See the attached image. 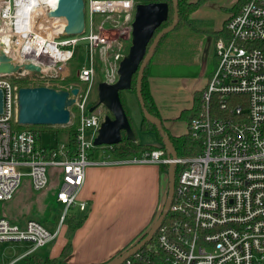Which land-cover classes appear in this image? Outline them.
Instances as JSON below:
<instances>
[{"label": "built area", "instance_id": "built-area-1", "mask_svg": "<svg viewBox=\"0 0 264 264\" xmlns=\"http://www.w3.org/2000/svg\"><path fill=\"white\" fill-rule=\"evenodd\" d=\"M139 3L88 0L84 34L69 37L65 35L66 19L49 16L57 9L58 0H54V6L41 8L40 13L35 10L41 4L33 0H0L1 40L8 39L0 43L12 63L20 66L16 74L0 75L4 93L0 204L15 198L25 177L35 192L47 191L50 180L56 179L57 202L65 207L60 227L71 218L72 210L87 211V203L79 198L87 169L111 164L92 157L97 148L103 149L94 145L104 121L98 111L101 105L90 108L91 93L98 85L97 65L105 68L101 82L115 84L125 58L121 35L111 39L105 20L132 23ZM96 16L104 18L100 24H96ZM225 31L215 43L216 67L202 93V111L188 126L201 150L193 156L174 158L166 148H158L120 162L176 166L170 210L176 221L170 227L163 224L158 231V245L164 253L160 264H264V0H248L226 21ZM83 42L85 62L80 66L79 80L67 83L70 63ZM116 48L118 53L112 61L103 59ZM27 64L39 67L41 72L25 70ZM14 78L43 83L41 87L57 83L69 92L79 89L69 125L78 121V127L64 142L45 147L42 132L17 127L21 86ZM50 169L58 170L55 176ZM57 236L58 232H50L37 220L19 224L0 218V245L31 246L9 264L45 248ZM140 258L137 254L136 259ZM125 263L134 264L131 260Z\"/></svg>", "mask_w": 264, "mask_h": 264}, {"label": "crops", "instance_id": "crops-1", "mask_svg": "<svg viewBox=\"0 0 264 264\" xmlns=\"http://www.w3.org/2000/svg\"><path fill=\"white\" fill-rule=\"evenodd\" d=\"M189 1L199 2V0ZM215 1L217 0L202 2L191 15L190 20L199 23L196 20L198 16L207 7L215 4ZM238 1L218 0L216 5L219 8L232 12L223 15L219 24L209 22V26L204 25L201 28L196 26V33L205 36L204 45L207 42L208 54L210 51L214 53L215 60L216 40L225 36L226 21L238 11L240 5ZM236 4L237 6L234 7ZM206 29L208 32L205 31ZM222 31L220 35L217 34ZM215 67L216 64L210 72H207L206 66L202 67V73L199 68V73L195 76L155 75L149 79L151 96L165 127L173 136L179 137L188 133L187 131L178 132L176 121L182 112L193 108L196 94L204 91ZM182 93L185 96L184 100ZM183 122L188 127V122L184 120ZM160 144L159 141L158 145ZM102 150L97 151L95 159L108 160L111 164L91 166L87 169L86 182L79 194L80 200L86 202L88 208L84 213L79 211L82 214L81 218L86 217L84 222L73 231L68 227V223L60 227L59 222L57 230L53 232H58L57 239L55 243L53 242L54 246L46 255L39 252L41 249L36 251L34 254L37 257L49 258L54 260L55 264L58 262L107 264L134 246L154 223L164 203L166 172L161 166L154 164H120L122 161L117 159L111 151V156L104 158L105 152L109 150ZM68 244L71 248L64 255Z\"/></svg>", "mask_w": 264, "mask_h": 264}, {"label": "water", "instance_id": "water-1", "mask_svg": "<svg viewBox=\"0 0 264 264\" xmlns=\"http://www.w3.org/2000/svg\"><path fill=\"white\" fill-rule=\"evenodd\" d=\"M134 21L132 23V45L127 57L120 63L119 79L115 84L101 82L98 85L99 104L106 106L112 117L103 121L96 138L95 147H113L121 143L123 134L128 140L136 142L132 124L122 102L121 94L133 89L134 77H137L136 94L144 119L154 124L163 138L167 152L178 157L176 149L166 134L162 122L153 117L146 108L143 96L145 71L152 61L162 39L173 32L179 23V3L173 1L174 18L170 26L157 31L169 20L170 6L162 0H138ZM146 1L148 3H142ZM84 0H58L57 9L51 11L52 18H64L67 21L65 35L81 36L86 30V13ZM157 33V34H156ZM24 69L40 73L41 69L27 64ZM20 70L4 52L0 53V75L11 76ZM79 89L71 92L50 87H24L18 92V125L24 127L47 126L67 127L71 123V109L76 104L75 97ZM4 110V93L0 90V114ZM94 111V109H92ZM176 166L168 170L167 198L158 220L147 231L146 235L133 247L116 257L110 264H124L136 253L146 247L156 236L170 213L175 196Z\"/></svg>", "mask_w": 264, "mask_h": 264}, {"label": "rangeland", "instance_id": "rangeland-1", "mask_svg": "<svg viewBox=\"0 0 264 264\" xmlns=\"http://www.w3.org/2000/svg\"><path fill=\"white\" fill-rule=\"evenodd\" d=\"M86 5L88 4V0H84ZM138 1V0H137ZM224 1V0H223ZM142 2V1H141ZM218 2L215 1V4L207 7L201 15L198 16L196 19L198 22L193 21L195 26L197 27H203L209 26L210 23H215L219 24L221 23V18L225 14H230L231 12L228 11L225 8H219L216 3ZM104 18L101 16H96L95 21L96 24H100ZM118 20V24L114 22L113 20L106 21V28L111 30V33L108 34V36L111 39H116L119 35H121V40L124 42V48L122 49L121 54L123 56L127 57L129 54V50L132 45V23H125L123 20ZM172 17L170 18L169 22L167 25L170 26L172 23ZM205 24H201L204 23ZM88 23V17H87V8H86V24ZM117 24V25H116ZM116 25V26H115ZM166 25V26H167ZM109 26V27H108ZM120 32H122L120 34ZM189 34H192L194 36L193 38H190L188 41L180 43V45H176L175 41V36L174 38L169 39L168 42H166L162 48L159 50L157 55L153 57L152 61L148 65V73L146 76V79L149 80L152 76L155 75H174V76H195L198 75L199 73V68L201 73H202V67L206 66L207 72H210L215 64L216 60L214 57V53L211 51L208 54L207 51V42L204 41L206 38L203 36L201 33H191L189 31ZM169 35V34H168ZM69 37H66V39ZM210 39H212L210 37ZM201 41V42H200ZM85 42L82 43V53H81V59L79 60V65L78 62L72 64L70 63L69 67V79H76L77 77V68L76 66H83L85 62ZM172 43L174 46H172ZM119 48V46H118ZM115 51H110L107 56H104L103 59H109L110 61L113 60L114 56L118 53L117 48L114 49ZM210 50V49H209ZM99 57L102 60V55L99 54ZM77 60H75L76 62ZM72 64V65H71ZM103 65V64H102ZM105 67V66H104ZM105 69V68H104ZM103 67L97 65V83H101L105 79L106 73ZM79 71V70H78ZM15 82L18 81H26L28 86L30 87H41L45 86L43 83H30L27 80H18L14 78ZM179 83V82H178ZM26 85V84H25ZM98 85L95 86L91 93V107L94 105H97L99 97H98ZM50 88H59L61 85H58L57 83H50ZM133 89L129 91H124L121 95L123 104L125 109L128 112V116L130 118L135 136L137 138V141L142 143V144H153V145H158L159 141L157 139V135L154 132H149V131H144L142 129V124L143 123V113L140 107L139 100L137 98V94L135 91V82L133 84ZM24 88V87H23ZM202 92L198 93L199 95L196 98L199 99L198 101L201 100L202 97ZM183 94V93H182ZM182 99H185V96L183 94ZM201 102V101H200ZM201 106V103H200ZM100 110L103 119L105 118L112 117L111 113L108 111L106 106H100L98 108V111ZM72 113H75L74 107L71 109ZM193 120V119H192ZM177 128L178 132L184 133V132H189V129L187 127V124L183 122V120H177ZM187 122V121H186ZM75 123V121H74ZM191 123V121L189 122ZM188 123V126H189ZM23 128H26L24 126H21ZM69 127V126H67ZM43 133L42 136V145L45 147H51L56 144L57 141L59 142H64L68 137L70 133H73V131L68 128L64 127H55L52 129H45V130H37ZM58 134V135H57ZM110 148V147H109ZM109 148H104V150H109V152H105L104 158H109L111 156V150ZM99 154V153H98ZM99 157V156H98ZM97 157V158H98ZM50 172L53 176L58 172L57 169H50ZM165 193L163 196V207L167 198V193H168V173L166 172L165 176ZM58 192V186L56 183V179L50 180V186L47 191L43 192H35L31 188V183L29 178H24L23 183L21 187L19 188L15 198L7 203L0 204V218H8L13 222L22 224V222H26L28 220H37L40 222L43 226H45L50 232H55L59 226V222L61 219V216L63 215L65 211V207L62 206L57 202L56 194ZM163 207L156 217L154 223L158 220L160 217ZM75 214L76 217L79 219L81 218L82 214L79 212V210L75 209L71 211V216ZM67 223V222H66ZM153 223V224H154ZM152 224V225H153ZM151 228V227H150ZM144 235V234H143ZM143 235L138 239L141 240L143 238ZM55 243V242H54ZM54 243L46 246L45 248L41 249L39 252L43 254H47L50 248H52ZM133 247V246H132ZM31 248L29 244L25 243H3L0 245V256H1V262L3 264H9L14 262L16 259L21 257L22 255L26 254L27 251ZM43 255V256H45ZM40 258V257H38ZM38 258H34L32 262H27V263H21V264H45L46 261L42 260L39 261ZM45 258V257H44ZM58 264H63L62 262H58Z\"/></svg>", "mask_w": 264, "mask_h": 264}, {"label": "trees", "instance_id": "trees-1", "mask_svg": "<svg viewBox=\"0 0 264 264\" xmlns=\"http://www.w3.org/2000/svg\"><path fill=\"white\" fill-rule=\"evenodd\" d=\"M162 1L169 4V6H170L169 20L171 17L173 20V18H174L173 1L172 0H162ZM204 1H206V0H199V2L193 3V2H190L189 0H178V3H179V23L173 32H171L169 35L165 36L162 39V41L160 42V44H159V46L155 52L154 57L157 55V53L162 48V46L166 42H168L169 39L171 40V38H174V36H175L176 45L177 44L180 45V43L188 41L190 38L194 37V36H192V34H189V31L191 33H193V32L196 33L197 27L190 20V17L199 8L200 4ZM246 2H248V0H239L238 3L240 5H239L238 9H240ZM142 3H148V2L143 1ZM236 6H237V4L234 7H236ZM169 20L163 24V26L157 31V33H159L163 28L169 26V25H167ZM205 31L208 32L207 29ZM221 33H223V31L218 32L217 34L220 35ZM172 46H174L173 43H172ZM82 51H83V49L81 46L77 47V49L74 53V57L71 61L72 64H73V62H74V64L78 62V65H79V60L81 59ZM75 60H77V61L75 62ZM75 68H77L76 69L77 70L76 71L77 72L76 79H69L68 78L67 83H73V82H77L79 80V77H78L79 71L78 70L80 69V66H76ZM148 68H149V66L147 67V69L145 71L144 80H143V90H142L147 110L149 111V113L153 117H155L156 119H159L162 122L163 128H164L166 134L170 137V140L173 143L179 157L193 156V155L197 154V152H199L201 150V144H200V142H198L197 140L192 138V136L189 134V132L183 136L176 137V136H173L169 132V130L165 127L164 122H163V120H162V118L158 112V108H157V106L154 102V99L151 96V93L149 90V80L146 79V76L148 73ZM136 79H137V77L135 76L133 84L135 82V86L137 87V80ZM17 83L21 86V88L29 87L26 81H18ZM54 88L59 89L56 87H54ZM60 90H62V89H60ZM135 91H136V88H135ZM198 95L199 94H197V96ZM197 98H195L193 108L188 110V111L182 112L181 115L179 116L178 120H184V121H187L189 123L190 121H192V119H194L195 117L200 115V113L202 111V104L200 106V103H202V102H200L201 100L198 101L199 99H197ZM97 104H99V100H98ZM126 112H127V110H126ZM127 114H128V112H127ZM17 127L21 128V129L31 128L33 130H45V129L55 128V127H47V126H33V127L23 128L20 125H18ZM77 127H78V121H75V123L72 126L64 127V128H68L69 131H70V129L72 131H75L77 129ZM142 129L144 131L154 132L157 135L161 144L160 145H150V144L146 145V144H141L138 141L133 142V141L128 140L126 137V134L124 133L121 143H119L118 145H115L111 148L103 147V149L109 148L111 150V152L113 153V155L121 161L130 159L132 157L142 156L145 153H149V152L154 151L155 149H158V148L165 149V146L163 144V138H162L160 132L158 131L157 127L154 124L147 121L146 119H143ZM98 150H99V148H97L94 151V153L92 154L93 158H96V153ZM161 167H162L164 172L168 173L169 168L167 166H161ZM176 181H177V179H176ZM85 218L86 217L78 219L76 216H71V218L67 222L68 223L67 225L70 228V230L73 231L74 228L80 226L84 222ZM175 221H176L175 215L173 213H169V215L167 216V218L165 219L163 224H164V226L170 227ZM146 233H147V231L144 233L143 237L146 235ZM158 237H159V233L156 234L154 239L146 247H144L142 250H140L138 253H136L129 260H131L134 264H160V261L163 258L164 253L159 248ZM70 248H71V246H70V244H68V246L64 250V255H66L69 252ZM137 254L141 255L140 259H136ZM34 258H38L36 254L30 255V256L24 258L23 260L19 261L17 264L32 262L34 260ZM62 258L64 259L65 257H62ZM38 259H39V261L45 260L46 261L45 264H55V261L51 260L49 258L40 257ZM112 261H110L107 264H110ZM124 264H126V263H124Z\"/></svg>", "mask_w": 264, "mask_h": 264}, {"label": "bare ground", "instance_id": "bare-ground-1", "mask_svg": "<svg viewBox=\"0 0 264 264\" xmlns=\"http://www.w3.org/2000/svg\"><path fill=\"white\" fill-rule=\"evenodd\" d=\"M33 1L38 2V4H41V5L38 6V9L35 10L37 13H40L41 12V8H44L46 5L47 6L48 5L54 6V0H33ZM1 35L2 34H0V41H4V40H1ZM5 41H8V39L5 38ZM1 52H4L5 53L7 51H6V48L5 47H2L1 46V43H0V53ZM13 62H14V60H13Z\"/></svg>", "mask_w": 264, "mask_h": 264}]
</instances>
